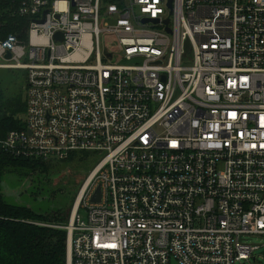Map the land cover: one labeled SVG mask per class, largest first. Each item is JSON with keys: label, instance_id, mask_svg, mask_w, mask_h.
Returning <instances> with one entry per match:
<instances>
[{"label": "built area", "instance_id": "2783aa9c", "mask_svg": "<svg viewBox=\"0 0 264 264\" xmlns=\"http://www.w3.org/2000/svg\"><path fill=\"white\" fill-rule=\"evenodd\" d=\"M169 1L0 0V28L26 20L0 35V69L26 72L25 126L0 148L101 155L53 225L67 264H236L260 248L244 239L264 236V0Z\"/></svg>", "mask_w": 264, "mask_h": 264}, {"label": "rangeland", "instance_id": "374dc122", "mask_svg": "<svg viewBox=\"0 0 264 264\" xmlns=\"http://www.w3.org/2000/svg\"><path fill=\"white\" fill-rule=\"evenodd\" d=\"M13 25L24 26L20 18ZM26 72L21 69H0V90L6 98L23 95ZM24 118V115H20ZM19 116V117H20ZM101 155L76 152L66 160L45 161V171H34L8 165L3 174L2 194L5 202L23 205L51 217L50 225H67L72 217L79 191ZM247 242L259 245L254 257L236 264H264V236H248Z\"/></svg>", "mask_w": 264, "mask_h": 264}, {"label": "trees", "instance_id": "16d2710c", "mask_svg": "<svg viewBox=\"0 0 264 264\" xmlns=\"http://www.w3.org/2000/svg\"><path fill=\"white\" fill-rule=\"evenodd\" d=\"M8 17L0 35L15 33L19 26ZM21 21L26 22L24 18ZM26 24V23H25ZM26 111L23 95L6 98L0 90V139L14 129L24 128ZM20 116V117H19ZM76 152H72L69 157ZM45 161L15 156L0 148V264H67V231L51 226V217L23 205L7 204L2 194V179L8 165L29 171L45 168ZM45 171V169H43Z\"/></svg>", "mask_w": 264, "mask_h": 264}, {"label": "water", "instance_id": "95a60500", "mask_svg": "<svg viewBox=\"0 0 264 264\" xmlns=\"http://www.w3.org/2000/svg\"><path fill=\"white\" fill-rule=\"evenodd\" d=\"M172 1H173V0H170V1H169V4H170V5H171ZM44 21H45V19H43V22H44ZM56 37H57V38L62 37V34H61V33H57V34H56ZM188 44H189V42H187V45H188ZM7 57L10 58V57H11V54L9 53V54L7 55ZM100 198H101V188L99 187L98 190H97V192H96V195H95L94 198H93V200H94V201H99Z\"/></svg>", "mask_w": 264, "mask_h": 264}, {"label": "bare ground", "instance_id": "6f19581e", "mask_svg": "<svg viewBox=\"0 0 264 264\" xmlns=\"http://www.w3.org/2000/svg\"><path fill=\"white\" fill-rule=\"evenodd\" d=\"M77 205H78V202H77ZM76 208H77V206H76V207L74 206V210H75Z\"/></svg>", "mask_w": 264, "mask_h": 264}]
</instances>
